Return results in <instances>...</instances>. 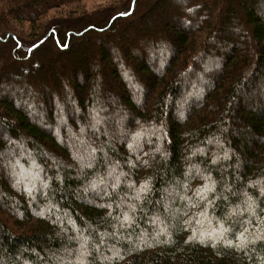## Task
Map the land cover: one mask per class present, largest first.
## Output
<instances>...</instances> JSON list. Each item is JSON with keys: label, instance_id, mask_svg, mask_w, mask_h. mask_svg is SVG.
<instances>
[{"label": "trees", "instance_id": "16d2710c", "mask_svg": "<svg viewBox=\"0 0 264 264\" xmlns=\"http://www.w3.org/2000/svg\"><path fill=\"white\" fill-rule=\"evenodd\" d=\"M86 1L0 0V264H264V0H123L94 17ZM174 1L184 18L169 30L172 43L161 34L138 43L148 56L160 43L170 70L142 63L121 75L107 44L81 82L52 65L67 54L73 67L93 60V50L82 54L88 43L118 42L145 4ZM235 27L251 47L235 48L227 32ZM40 79L42 91L29 89L26 102L40 103L35 111H46L51 128L62 107L56 96L74 97L80 121L72 115L61 134L85 137L82 152L61 147L22 107L25 81ZM129 83L148 97L142 110ZM115 95L128 116L119 135H108L106 97Z\"/></svg>", "mask_w": 264, "mask_h": 264}, {"label": "rangeland", "instance_id": "374dc122", "mask_svg": "<svg viewBox=\"0 0 264 264\" xmlns=\"http://www.w3.org/2000/svg\"><path fill=\"white\" fill-rule=\"evenodd\" d=\"M122 2H123V0H87L86 1V8H87L88 12L92 14V17H94V15L98 14L97 12H100V10H103V9L107 8L108 6H112V5H115V4L117 6H120L122 4ZM179 5H182L179 1H174L172 3H170V2H167V3L161 2L157 6L156 5L155 6H151V4H145L143 6L144 11L145 10L147 11L145 13V15L140 16V17H138V16L134 17L131 21L126 23L122 27V29L120 30V33H118V36L120 38H122V40H119L118 42H116L115 41L116 39L114 40V37L111 36L108 40H104L101 43H99V41H93V42L88 43V44H91V45H86L87 48L83 49L82 54L83 55H85V54L92 55V51L91 50H93L94 52H96V54H94L95 57H93V60L90 59V61L87 60V61H84V62H79V61L75 60V62H77L78 64L77 65L73 64L74 65V67H73V66H71L72 63L70 61H68L67 58H66L68 56V54H67V56L65 55L63 57H60L58 60L55 61V63H52V65L56 66V65H59V64L60 65L63 64V66H65V67H64V69H60V70H71L72 71V73L65 72L64 76L67 75L68 78H71L75 74V76L77 77L76 79H78V81L81 82L82 80H81V76L79 75V73L83 74V72H85V70H84L85 66L88 68L89 71L96 70L94 68V66H95L96 63H99V59H98L99 57H97L99 54H97V52L101 51L100 50L101 47L104 48V46H105L104 44H107L108 49H109V53L108 54H110V57H111L112 61L115 63L114 68L116 70H118L119 74H121V75H122V73L126 74V70H137V68L139 69V65L142 64V63L144 65H146L147 68L150 69V70H156V71H159V73L162 71L161 72V74H162V73H164V70H170V65L172 66V63L170 62L169 67H167L165 69L163 68L164 64L166 63L167 56L162 55L163 53H162L161 44L160 43H159V45L155 44V46L152 45V48L154 49V52L157 49L156 50V54H155V56H148V55H145L146 53H145L144 49L146 50L149 47H144V49H142V48L139 47L140 44L138 45V43H139V40L141 39L142 35L146 36L148 34L151 37H154V38L158 37V35L161 34L163 39L168 38L170 40V42L172 43V40L169 38L170 37L169 30H171L173 28L176 29V27H180V22H181V20L183 21V18H184V16L181 15V13H180L181 10H183L182 6L179 7ZM186 7H187V5L186 6L183 5V8H186ZM235 9H236L235 10V17H236L238 23L242 26L243 31H244L245 26L243 24L244 23L243 22V17H242L243 13H242V11L239 10V8H235ZM211 11L208 14L207 13H205V14L210 17L212 15V13H213V15H216L218 13V9H214L212 12ZM175 17L176 18H180L178 20L179 22L175 20ZM172 20H173V22L175 21L174 24H172V22H170ZM127 24H131V25L128 26ZM236 29H238V28L235 27V28H232L230 30H227V32L229 33V36H230L231 39L232 38H236V43H235V41L233 43L235 48L242 50V49H247V48L251 47V42H249V39H248L249 36L247 35V33L246 32L242 33V30L239 31V30H236ZM187 30L191 31L190 29H187ZM227 32H226V34H227ZM128 33L131 34V37H127L126 36V38L123 40L124 35H128ZM192 33H193L192 37L194 38L196 36L197 41H198V39H202V37H203V35L200 34L199 32L192 31ZM30 34H33L32 31H30ZM221 36H220V38H221ZM105 41L107 43H105ZM89 46L91 48H89ZM81 48H84V47L82 46ZM213 50H215V49H213ZM202 54L203 53H201L199 55L198 59L200 58V56ZM124 59H127V61H124ZM198 59H197V61H198ZM190 61H191V59L187 62L188 65H189ZM195 62H196V58L194 59V63ZM103 64H104L106 70H113V69L110 68L109 64L106 61H103ZM185 66H187V65L185 64ZM132 67H134V69ZM184 67H182L181 70H186L188 68V66H187L186 69ZM194 67L192 68L193 70H194ZM201 67H203V66L200 65V69L199 70H205V69H203ZM80 70H82V71H80ZM91 75H92V73H91ZM215 76L219 77L220 75H215ZM30 81L32 82L33 89L31 87V85L29 84V82L25 81V84H28L27 85L28 86V90L26 91L24 97H22V100L24 102H26L28 94L31 93L29 91V89L33 90L34 93L36 92L35 90H37V89L42 91V85L46 83V82L45 83L43 82V79H40V82H37V83L34 82V80H30ZM12 82H15V80L12 81ZM60 83H62V82H59L58 84H60ZM37 85H38V87H37ZM94 86L95 85L93 83H91V87H90L89 90L92 91L93 90L92 87H94ZM128 87H129L130 95L134 99L137 108H141V110H142V108H144V107L149 105V104H147L148 103V100H147L148 97H147V95H145V93L142 94L141 90H136V88L133 87L132 83H129ZM258 87H259V89L262 88L261 89V92H262L261 94L263 95L264 94V77L260 78ZM15 92H16V89H15ZM56 97L59 99L60 104L62 106V107H60L59 105L55 106V108H57L56 110H59L60 112H64L66 110V106L69 104L68 108H69V110L71 112L69 114L65 115V116H60V112H59V115L57 116V121H56L57 124L54 125L51 128H47L48 123H47V119H45L46 111H44L45 113H42L41 110H39L38 112L35 111L36 108L40 105V103H38V102L37 103H33L32 101H27L26 103H22V107L30 115H32L34 117L39 116L41 127L46 129L47 132H49L51 134H55V137H56L59 145L61 147H63V148L65 147L68 151L73 152V155H76L77 152L80 153V152L83 151V147L81 148V146H83V144H87V142L86 143H81L82 141H87V140L83 139L85 137H80L77 134H76L77 135L76 136L74 134V131L69 133V134H67V135H65V136H63L61 133L64 131V129L66 127V123H67V121L70 119V117L72 115L74 117V120L76 118H78V121H80L79 116L81 115V109H80L79 106L75 105L74 99H73L74 97L68 98V99H66L67 97H62L61 95L60 96H56ZM112 97L113 96H110V97L107 96L106 97V98L110 99V102H112V103H110V105H106V116L109 118V121L106 123L107 124V128H108L107 131L109 132L108 135H110V133L111 134H115V135L116 134L119 135V133L121 132V127L124 125V120H123L122 116L123 115L125 116V114L127 112H125V110L123 111L122 109L119 108L118 105H116V104H118V100H116L118 98V96H116L114 98H112ZM38 100L40 101L41 98L38 97ZM84 100H87V97H85ZM150 107L152 108V106H149V108ZM82 111H83V109H82ZM127 116L128 115L126 114V118H127ZM111 119L114 120V123L111 121ZM71 121H73L72 117H71ZM88 123L90 124V120L88 121ZM93 126H94L95 129L97 128L95 124H93ZM54 127H56V128L54 129ZM137 128L134 129V132H133L134 134L136 132L137 133L140 132V131L137 130ZM4 132L5 131H3L0 128V138L4 137V135H5ZM83 134L84 133H82L80 135H83ZM95 134H96L95 137L97 139V137L99 135V132H97V129H96ZM59 135H61V137ZM107 138H110V137L108 136ZM79 140H81V142ZM118 140L120 141V139H118ZM121 141H123V140H121ZM108 142L111 143L109 140H108ZM74 143H76L75 146H72ZM143 143H144V145H146V141H143ZM104 144H106V143L104 142L102 145H104ZM138 144H140V140H139ZM131 145H132V143H131ZM135 145L136 144L134 143V145H132L130 148H134L135 149L136 148ZM157 150H158V155H163L162 153H163L164 148H163V145L161 143H159V145L157 144ZM73 155H72V157H74ZM135 160H137V159L135 158ZM72 161L73 160H72L71 157H70L69 160L68 159L67 160L58 159V160L54 161V165L53 166H58V165H63V164L66 165V164H68V163H70ZM85 162H88L89 164H91L89 161L83 160V163H85ZM195 174L197 175V177H199L201 175L199 171L196 172ZM15 183H16V181H15ZM15 186L17 187V189H20L18 187V186H20L19 183H18V185L16 184ZM114 186H115V184H114ZM73 190H74V192L79 193L77 191L80 190V189L79 188H75ZM0 196H1V194H0ZM86 196L88 197L87 200L92 198L91 195H86ZM18 198L12 196V198L9 199V202H11V203H9V206L5 207V209H7V208H11L12 209V206L15 205V204H12V203L13 202L16 203V200ZM165 205H166V209L168 208L167 210L169 212V210H170V207H168L169 203L168 204L165 203ZM8 212L13 215V212L11 210H9ZM14 214H15V216H18V212L17 211L14 212Z\"/></svg>", "mask_w": 264, "mask_h": 264}, {"label": "snow or ice", "instance_id": "6c2138e0", "mask_svg": "<svg viewBox=\"0 0 264 264\" xmlns=\"http://www.w3.org/2000/svg\"><path fill=\"white\" fill-rule=\"evenodd\" d=\"M141 190H144V189H141ZM207 190H210V189H207ZM127 219V217H125Z\"/></svg>", "mask_w": 264, "mask_h": 264}]
</instances>
